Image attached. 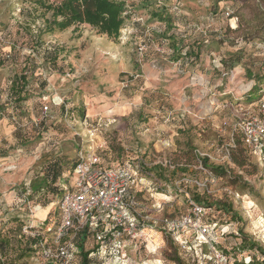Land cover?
<instances>
[{
  "label": "rangeland",
  "instance_id": "obj_1",
  "mask_svg": "<svg viewBox=\"0 0 264 264\" xmlns=\"http://www.w3.org/2000/svg\"><path fill=\"white\" fill-rule=\"evenodd\" d=\"M34 1L0 0V264H81L75 244L90 264H120L97 255L91 235L57 242L46 231L63 180L30 189L51 164L65 178L88 147L142 167L133 211L143 236L120 244L121 264H195L164 226L189 202L210 208L203 221L230 264H264V158L233 131L264 88V0H118L116 36L86 23L60 30ZM21 74L25 88L13 90ZM32 228L40 250L71 243L70 261L34 252Z\"/></svg>",
  "mask_w": 264,
  "mask_h": 264
},
{
  "label": "built area",
  "instance_id": "obj_2",
  "mask_svg": "<svg viewBox=\"0 0 264 264\" xmlns=\"http://www.w3.org/2000/svg\"><path fill=\"white\" fill-rule=\"evenodd\" d=\"M46 110L44 107V113ZM233 131L240 136L248 153L264 158V88L253 106L235 123ZM164 165L170 167V163L165 162ZM75 170L77 175L74 177ZM74 171L71 190L65 191L57 204L58 225L46 227V231L53 232L57 242L70 231H95L109 220L116 227L111 243L120 237L133 240L143 236V229L133 211L135 199L129 195L127 167L103 163L97 150L88 147L78 151ZM209 209L189 202L186 213L165 221V230L179 251L193 263L228 264L227 258L210 241L209 236L214 238L216 235L215 228L203 221ZM102 239L101 234H96L97 241ZM204 246L208 248V254L204 252ZM41 251L43 258L50 262H69L74 252L69 242L54 249L41 245Z\"/></svg>",
  "mask_w": 264,
  "mask_h": 264
},
{
  "label": "trees",
  "instance_id": "obj_3",
  "mask_svg": "<svg viewBox=\"0 0 264 264\" xmlns=\"http://www.w3.org/2000/svg\"><path fill=\"white\" fill-rule=\"evenodd\" d=\"M35 3L45 7V9L52 10V16L54 19H52L53 24L56 25L60 30H63L67 27H69L72 24L78 23L83 24L86 23L91 26L99 25L101 27L102 33H105L107 36H116L119 33V30L121 28V25L123 23V18L121 17L123 10H124V2L118 1V0H55L51 5H48V0H35ZM61 17L62 20H58V18ZM258 20H262L261 17H257ZM263 23V21H261ZM50 26H47L48 31H51ZM222 63H226L222 60ZM26 72V71H25ZM16 79L12 82L13 90H17L18 88H21V91L25 88V77L24 75H19L15 77ZM255 86H253L250 89H254ZM263 88L258 89V98L260 95V92ZM20 91V92H21ZM249 91V90H248ZM19 92V93H20ZM20 96H17V99H19ZM257 98V99H258ZM257 100L253 101L256 102ZM253 105V104H252ZM92 126H96L95 123H93ZM243 146V145H242ZM245 149V147L243 146ZM241 152V150L239 151ZM134 159V158H133ZM232 162L238 166L243 167L245 164V160L240 157V155H232ZM103 161V160H102ZM137 161L131 159H126L124 161H121L116 164L112 163H103L108 165H115V166H124L128 168V178L130 180V188H129V195L132 196L134 199L138 196L140 190V182L141 178H143L142 174V167ZM77 159L74 157L72 161L71 167L67 170V174H65V178H61L62 175H64L65 171L59 166V164H51L49 167V172L52 173L50 176L49 173L46 174L44 178H41L39 182L34 181L30 184V189L32 192L37 193L41 190L48 189L49 185L55 184L56 180L59 179L60 181L63 180V183L59 186H55V188H51L50 192L55 191L56 196L60 199L62 195L65 193V191L71 190L73 186V171L76 166ZM206 166V164H205ZM214 170L219 171L218 168H212ZM50 177V178H49ZM51 187V186H50ZM53 187V186H52ZM58 199V200H59ZM44 204L43 206H45ZM204 206L203 204H199ZM208 207V206H204ZM45 210L43 207H37ZM59 222V221H58ZM58 222L52 226L51 220L48 221V224L50 227L54 228L58 225ZM213 223V222H212ZM139 226L142 227V225L139 223ZM116 230L115 225L113 224L112 220H109L108 223L103 226L97 228L95 231L82 229L76 231V235L79 236V239H84V236L91 235L95 241V252L97 255L106 258L111 257V260L113 262H117L121 264V256L119 255V247L120 244L128 240L124 237L118 238L115 242L111 243L110 238L113 236L114 231ZM32 234L30 236H26L32 239V244L30 245V248L34 250V252H37L40 254V256L43 258L42 251L39 249L40 242L34 240L37 239L39 235H36V229H31ZM96 234H101L103 236L102 241L96 240ZM35 235V236H34ZM82 237V238H81ZM210 241H212V235L209 236ZM76 249L79 248L80 254H81V264H90L89 259L87 258L89 252H84L83 245L82 244H75ZM90 252V253H95ZM44 259V258H43ZM47 262H50L49 260L44 259ZM176 264H180V261L175 260ZM123 262V261H122ZM228 264H230V261L227 259ZM123 264V263H122ZM205 264H212L211 262H206ZM232 264V263H231ZM237 264V263H233Z\"/></svg>",
  "mask_w": 264,
  "mask_h": 264
}]
</instances>
